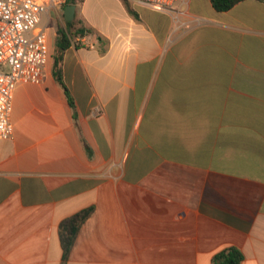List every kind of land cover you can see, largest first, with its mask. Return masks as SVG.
<instances>
[{
	"label": "crops",
	"instance_id": "1",
	"mask_svg": "<svg viewBox=\"0 0 264 264\" xmlns=\"http://www.w3.org/2000/svg\"><path fill=\"white\" fill-rule=\"evenodd\" d=\"M59 1L45 78L18 85L0 140V264H212L232 246L264 264V0H79L65 49ZM90 208L65 259L61 224Z\"/></svg>",
	"mask_w": 264,
	"mask_h": 264
},
{
	"label": "built area",
	"instance_id": "2",
	"mask_svg": "<svg viewBox=\"0 0 264 264\" xmlns=\"http://www.w3.org/2000/svg\"><path fill=\"white\" fill-rule=\"evenodd\" d=\"M159 11H171L189 0H126ZM59 0H0V140L14 136L11 123L15 92L21 83H40L49 61L44 16ZM77 39L75 44L82 43Z\"/></svg>",
	"mask_w": 264,
	"mask_h": 264
},
{
	"label": "trees",
	"instance_id": "3",
	"mask_svg": "<svg viewBox=\"0 0 264 264\" xmlns=\"http://www.w3.org/2000/svg\"><path fill=\"white\" fill-rule=\"evenodd\" d=\"M246 1V0H211L213 7L218 12H226L234 8L239 3ZM79 2V0H65L64 4L66 6L68 5H75ZM74 22H68L67 23V29L59 28L58 34H59V48L65 49L69 43V37L71 36V28L73 27ZM92 31L89 29L81 28L79 30V35L85 36L86 34L91 33ZM54 75L57 79V81L63 86L65 89L69 101L72 104V99L70 97V94L68 93V89L66 88L63 78H62V72L60 68V58H56L55 65H54ZM94 208L87 209L85 211H82L69 219L65 220L60 227V233H61V242L62 247L64 250V258L66 259L68 255L70 254V251L72 250L75 241L78 237V233L82 227V225L86 222L88 218L93 214ZM244 261V254L242 250L238 247H229L218 254H216L212 259V264H242Z\"/></svg>",
	"mask_w": 264,
	"mask_h": 264
},
{
	"label": "water",
	"instance_id": "4",
	"mask_svg": "<svg viewBox=\"0 0 264 264\" xmlns=\"http://www.w3.org/2000/svg\"><path fill=\"white\" fill-rule=\"evenodd\" d=\"M76 5H68L65 10V21L71 22L75 18Z\"/></svg>",
	"mask_w": 264,
	"mask_h": 264
},
{
	"label": "rangeland",
	"instance_id": "5",
	"mask_svg": "<svg viewBox=\"0 0 264 264\" xmlns=\"http://www.w3.org/2000/svg\"><path fill=\"white\" fill-rule=\"evenodd\" d=\"M43 21H44V19H43ZM43 21H42V23H41V26L44 25V24L46 23V21H44V22H43Z\"/></svg>",
	"mask_w": 264,
	"mask_h": 264
}]
</instances>
